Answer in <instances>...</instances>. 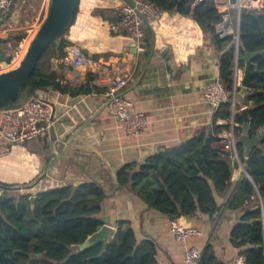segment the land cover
Wrapping results in <instances>:
<instances>
[{
	"label": "crops",
	"instance_id": "0c3cea01",
	"mask_svg": "<svg viewBox=\"0 0 264 264\" xmlns=\"http://www.w3.org/2000/svg\"><path fill=\"white\" fill-rule=\"evenodd\" d=\"M213 1L223 17L228 16L226 24L232 26L235 35L243 8L257 11L263 8L262 0H242L240 8L231 6L229 0ZM121 6V0H81L78 18L68 36L70 34L71 40L80 46L90 42L86 45L87 58L96 63V67L89 72L74 69L66 72L58 59V68H52L60 70L62 85L68 84L76 91L87 88H93V91L89 95L75 96L62 94L52 87L40 90L52 110L54 133L27 144L12 146L10 154L0 158V184L17 187L34 184L51 164L50 145L53 139L67 144L92 120L71 144L69 153L73 157L68 154L62 157L58 168L50 173L56 180L46 178L30 191L36 193L68 184L85 183L89 175L81 168L70 165V158L88 168V156L96 155L101 160V176H112L98 218L109 219L115 233L121 222H129L138 242L150 240L156 244V264H184L185 245L174 239L171 233L173 221L149 209L131 193L117 191L116 173L125 165L138 168L159 150L181 144L201 130L212 129L216 111L205 102L202 93L211 80L219 77L220 59L225 50L218 49L213 35L201 28L191 16L165 12L158 23L144 28L147 52L138 54L130 36L110 34L107 21L99 16L103 12L110 20H117L121 15ZM33 24H30L31 30L40 23ZM152 50L154 53L150 58ZM93 57H97V60ZM53 59L46 56L45 66H52ZM148 59L150 64L145 73ZM120 69L133 71L134 74L122 89V95L133 102L135 109L148 120L147 128L137 137H130L125 132L109 112L104 97L115 77L120 74ZM238 74L241 79L243 71L239 69ZM236 88L241 90L242 95L239 96L242 97L236 98L239 107L236 106L235 110L236 114H241L250 104L244 103L246 89L239 85ZM218 124L228 122L219 121ZM214 147L221 149L219 143ZM67 166L70 176L64 180L62 172ZM239 166H234V181L243 177ZM6 181L12 184L7 185ZM225 201L223 198L220 203L224 205ZM238 218L236 213L223 210L212 220L199 214L180 222L202 232L201 236L190 238L188 245L196 246L201 251L211 245L219 260L235 264L238 250L231 243L230 232Z\"/></svg>",
	"mask_w": 264,
	"mask_h": 264
},
{
	"label": "trees",
	"instance_id": "16d2710c",
	"mask_svg": "<svg viewBox=\"0 0 264 264\" xmlns=\"http://www.w3.org/2000/svg\"><path fill=\"white\" fill-rule=\"evenodd\" d=\"M31 13L40 11L35 20L41 23L47 0ZM165 12L191 16L204 30L213 35L220 50L219 77L230 95L241 90L235 86V66L245 68V53H258L252 59L251 71H259L251 78L244 103L250 104L249 135L256 137L264 126V0L261 11L243 8L239 26V52L234 34L220 38L217 25L223 21L213 0H150ZM258 1V0H253ZM102 11V10H100ZM106 24L105 13L99 15ZM86 42L81 46L66 34L53 43L42 56L31 77L35 92L52 87L60 93L89 95L93 88L76 91L61 84L60 70L46 67L45 57L52 50L53 58L60 59L67 45H78L89 57ZM93 46V45H92ZM97 60V57H93ZM229 99L215 113L211 130H201L191 139L164 148L149 156L136 168L125 165L116 173L117 191L123 190L141 199L149 209L171 221H183L199 214L214 219L221 211L239 216L230 232L232 245L249 264H264V137L248 158L245 145L238 141L236 149L240 162L247 165V175L233 180L234 166L230 152L216 149L220 134L230 130V122L239 125L242 134L244 119L233 114ZM236 106H238L236 104ZM239 107V106H238ZM219 121L228 124L219 125ZM108 176H92L80 185H64L47 191L4 190L0 195V264H156L157 246L150 240L138 242L129 222H121L107 247L97 244L79 250L90 236L102 226L98 215L106 198ZM35 197V207L31 199ZM225 198L224 205L220 200ZM237 258V257H236ZM202 264H226L219 260L211 245L203 251Z\"/></svg>",
	"mask_w": 264,
	"mask_h": 264
},
{
	"label": "built area",
	"instance_id": "2783aa9c",
	"mask_svg": "<svg viewBox=\"0 0 264 264\" xmlns=\"http://www.w3.org/2000/svg\"><path fill=\"white\" fill-rule=\"evenodd\" d=\"M14 0H0V27L4 24V18L9 15ZM121 15L119 20L108 26V31L112 35L130 36L138 54H145L147 46L145 42V27L158 23L165 11L150 0H121ZM228 16L223 17V21L217 25V34L224 38L234 34L232 26H227ZM38 27L33 28L36 30ZM31 30V31H33ZM235 35V34H234ZM236 44L238 35H235ZM62 67L68 72L70 69L82 72L92 71L96 63L90 61L82 49L76 44L65 47L64 55L60 58ZM239 67L235 74V86H241L239 78ZM115 77V81L106 90L104 97L107 99L109 112L122 125L125 132L130 137H137L147 128V117L135 109L134 103L122 95V89L133 79V71H122ZM243 69H241V72ZM203 99L214 110L217 111L224 103L231 99L229 91L224 86L220 77L211 80L203 89ZM232 100V99H231ZM233 114H236V102L232 101ZM239 125L232 121L231 129L220 134L219 145L224 152H230L236 165L241 163L237 153V143L239 135L235 128ZM55 120L50 104L39 91L33 93L21 107L0 111V158L10 154L14 145H23L35 139L49 137L54 133ZM264 132V126L259 130V134ZM171 233L176 242L185 245L184 264H202L203 251L198 247L188 245L192 237L202 235L200 229L186 225L179 220L171 224ZM113 238V237H112ZM235 264H249L243 255L237 256Z\"/></svg>",
	"mask_w": 264,
	"mask_h": 264
},
{
	"label": "water",
	"instance_id": "95a60500",
	"mask_svg": "<svg viewBox=\"0 0 264 264\" xmlns=\"http://www.w3.org/2000/svg\"><path fill=\"white\" fill-rule=\"evenodd\" d=\"M231 6L241 7L242 0H229ZM81 8V0H50L48 15L43 21L42 25L33 30L24 34V38L29 39V44L24 48L23 54L19 58V64L16 68L10 69L14 61L13 55L9 53L6 46L10 43V40H5L0 38V111H10L17 109L22 106V104L27 100L29 93L33 91L31 85V77L36 70L42 56L48 51L49 47L56 43L58 40L68 34L75 24ZM239 29L237 31L238 40L236 44L237 54L239 52ZM17 52L20 51V48L16 49ZM134 50L135 45H134ZM154 50L150 54L152 57ZM258 53H245L243 60L245 61V68L243 69V76L241 80L242 88L248 90L251 87V78L258 74L259 71H251L250 65L252 59L256 57ZM59 60L54 58L52 60V67L54 69L58 68ZM150 64V59L146 65L145 73L148 70ZM4 69V71H2ZM238 65L235 66V74H237ZM85 72L86 69L84 68ZM144 73V74H145ZM142 78L139 80V82ZM232 101L236 102V93L231 97ZM250 107H247L242 110L241 116L244 119V124L242 126V134L239 137V141L245 145L244 154L248 158L254 148L260 145L262 138L264 137V132L258 134L256 137H251L249 135L250 126H249V114ZM236 115V114H234ZM92 123V120L89 124ZM89 124L85 125L79 130L67 144L59 142L57 139H53L52 144L50 145L51 161L49 168L46 169L44 174H42L38 180L29 186L17 187V186H6L0 184L1 194L4 190H32L35 187H38L39 184L44 179H53L50 173L57 169L59 163L65 155H70V146L75 140V138L86 128ZM26 142L25 144H27ZM76 155H74L75 157ZM69 164L74 165L78 168H81L86 175L92 176H101L102 166L99 165L100 158L96 155L88 156L90 160L89 167L87 168L84 164L76 162L71 159ZM241 163V162H240ZM69 166L62 172V177L65 180L70 176ZM240 174L247 175V165L241 163ZM248 176V175H247ZM88 177V176H87ZM108 179L111 181L112 176H108ZM83 184L79 182L75 185ZM35 197H32L31 204L32 208L35 207ZM102 226L100 229L90 236L82 245L79 246L80 251H84L90 247H93L97 244H102L103 247H107L110 242V238L115 234V228L110 226V220L105 218L101 220Z\"/></svg>",
	"mask_w": 264,
	"mask_h": 264
},
{
	"label": "rangeland",
	"instance_id": "374dc122",
	"mask_svg": "<svg viewBox=\"0 0 264 264\" xmlns=\"http://www.w3.org/2000/svg\"><path fill=\"white\" fill-rule=\"evenodd\" d=\"M38 2V0H14L9 15L4 18V24L0 27V38L10 40V43L8 44L9 46L7 45L6 48L8 49L9 53L13 55L14 58L12 66L8 70L14 69L16 68V66H18L19 58L23 54L24 48L29 44V39L24 38V34L31 32L30 24L35 23L37 16L40 15L39 10L36 13H31L32 8H35L39 4ZM49 3L50 0H47V7H45L43 20L39 25H37V27H40L45 18L47 17L49 11ZM69 38L72 39L70 34ZM16 48H20V51L17 52ZM52 55L53 52L51 50L47 54V56L50 57ZM6 182L5 183L7 185L12 184L11 181Z\"/></svg>",
	"mask_w": 264,
	"mask_h": 264
}]
</instances>
